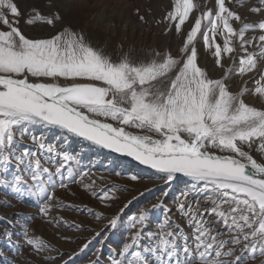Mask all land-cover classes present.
<instances>
[{"label":"snow or ice","instance_id":"snow-or-ice-1","mask_svg":"<svg viewBox=\"0 0 264 264\" xmlns=\"http://www.w3.org/2000/svg\"><path fill=\"white\" fill-rule=\"evenodd\" d=\"M230 3L212 0L208 8L194 0H176L162 21L168 24L166 31L174 24L179 33L190 14L199 11L177 54L153 49L134 60L128 53L113 59L93 48L82 33L65 27L55 0L47 11L33 5L24 21L55 28L47 37L25 35L19 25L26 14L16 0H0V192L20 202L35 197L37 215L49 224L55 220L54 226L93 231L81 251L87 249L101 232L52 216L53 208L63 207L55 192L83 183L82 156L33 129L70 134L91 147L133 158L165 185L185 186L171 208L160 201L151 208L141 206L127 218L124 213L132 201L109 215L81 209L107 221L113 234H124L120 251L110 250L108 264H249L264 257V109L245 102L252 90L230 82L234 69L210 78L198 64L194 43L201 35L223 67L222 55L235 50L233 39L247 53L256 38L245 40L246 32L259 30V57L264 58V19L248 23L239 11L243 4ZM259 4L264 6V0ZM261 6L251 11H264ZM237 23L242 25L239 30ZM257 62L256 53L240 57L238 72L252 71ZM256 84L254 92L264 97V75ZM253 151L260 153L259 161ZM92 187L84 185L86 190ZM117 190L113 186L112 195L108 190L92 195L111 201L118 198ZM161 195L166 200L169 193L163 190ZM157 211L161 217L154 220ZM173 212L190 232L171 219ZM15 216L20 219L22 214ZM8 226L16 227L12 220ZM14 235L5 230L3 240L19 255L21 245ZM20 235L35 249L33 255L45 252L43 259L51 264L61 259L58 248L29 237L27 223ZM93 264H101L99 256Z\"/></svg>","mask_w":264,"mask_h":264},{"label":"rangeland","instance_id":"rangeland-1","mask_svg":"<svg viewBox=\"0 0 264 264\" xmlns=\"http://www.w3.org/2000/svg\"><path fill=\"white\" fill-rule=\"evenodd\" d=\"M21 11L26 15L20 18V28L30 37H47L54 34L56 29L47 27L44 24L28 26L25 19L32 13L30 9L33 5L47 11L52 4V0H16ZM227 2V0H226ZM237 0L229 4L234 7ZM243 7L239 11L247 17L246 22H260L264 19V11L256 13L251 11L254 7L261 6L259 0H238ZM176 0H55L56 10L63 18L65 27L78 33H82L90 45L98 50L110 54L116 59L121 53H128L134 60L145 57V52L155 49L158 52H171L174 56L182 42L186 39V34L191 30L194 19L199 16V11H193L190 18L179 33L175 31V25H172V31H166L168 24L162 22L166 13L174 9ZM194 3L212 7V0H194ZM264 7V6H261ZM140 16L145 21L139 19ZM60 27L59 24L56 26ZM238 30L242 25L234 24ZM262 33L259 30H249L245 34V40L253 37L256 40L247 46V53L241 48L240 41L233 39L232 46L234 52L224 53L221 58L223 67L217 65V58L213 55V49L205 46L202 36L198 34L194 43L198 52V64L205 69L210 78H221L228 69H234L230 82H235L237 86H246L252 90L244 96L245 102L258 109H264V97L254 92L257 87L256 80L260 78V69L264 68V58L259 57L260 47L258 37ZM216 42L223 44L222 37H217ZM248 53L257 54V67L250 72L241 75L238 72L240 57ZM61 83L65 81L61 80ZM234 92L237 88L232 89ZM33 131L37 134L43 133L48 142H55L59 148L68 147L70 151L82 156V170L84 172L83 183L77 181L70 183L66 188L58 189L55 192L56 202L63 207L53 208L52 216L59 217L67 224H78L87 226L101 236L96 237L87 249L81 251L86 238L91 239L94 236L93 231H79L76 228L66 227L63 224L57 225L53 220L51 224L45 222L37 215V201L35 197L20 202L13 199L12 196H6L0 192V264H51V261H45L43 256L47 253L40 252L36 255L32 253L34 248L26 245L20 232L24 225L28 224L29 237L39 238L60 250L61 259L56 264H93L100 257L101 264H108L107 258L110 250L120 251L121 241L125 239L124 234L117 231L113 234L107 229V221H98L88 212L81 211L87 207L97 212H103L105 215L116 213L128 201L132 203L125 210L124 217L127 218L131 213L136 212L141 206L151 208L152 205L164 201L168 207L173 206L174 198L184 189V185L173 183L171 186L165 185L163 180L156 176L148 175L125 161L116 159L108 154L94 149L71 136H65L63 133H49L45 129L35 128ZM126 131H134L126 129ZM252 155L259 161L261 156L258 151H253ZM44 161L42 160V163ZM45 166L51 167L50 164ZM133 175H138L137 180H132ZM27 179V177H25ZM31 181L29 180V183ZM93 185L90 189H85L84 185ZM115 186V196L118 197L111 201H101L92 195L97 196L104 190L112 195V187ZM163 190H167L169 195L167 199L161 195ZM190 199H194L190 197ZM6 202L11 203V207H6ZM105 203H110L112 207H104ZM22 214L20 219H16L15 214ZM30 216L36 218L29 221ZM161 213L157 211L153 214L154 220H159ZM171 219L176 220L186 232H190L184 220L179 218L178 214L173 212ZM8 220H12L16 227L9 228ZM154 228L155 225H152ZM5 230L13 231V239L21 245L20 254H16V249L9 247L3 240ZM68 237V239H64ZM99 241V243H97ZM54 254V253H53ZM264 257H258L250 260L249 264H261Z\"/></svg>","mask_w":264,"mask_h":264},{"label":"water","instance_id":"water-1","mask_svg":"<svg viewBox=\"0 0 264 264\" xmlns=\"http://www.w3.org/2000/svg\"><path fill=\"white\" fill-rule=\"evenodd\" d=\"M68 136H71V135L69 134ZM71 137H72V136H71ZM72 138H74L75 140H78V141H80V142H82V143H84V144L90 146L87 142L83 141L82 139H78V138H75V137H72ZM93 148H94V147H93ZM94 149L99 150V151H101V152H103V153H105V154H108V155H110V156H112V157H114V158H116V159L121 160V161H125V162H127L129 165H132V166H134V167H136V168H138V169H140V170L145 171L146 173H148V175L156 176L153 172H151V171H149V170H146V169L144 168V166L139 165L138 162L135 161V160H134L133 158H131V157H128V156H126V155H122V154H117V153H114V152H110V151H107V150H102V149H99V148H94Z\"/></svg>","mask_w":264,"mask_h":264},{"label":"bare ground","instance_id":"bare-ground-1","mask_svg":"<svg viewBox=\"0 0 264 264\" xmlns=\"http://www.w3.org/2000/svg\"><path fill=\"white\" fill-rule=\"evenodd\" d=\"M143 172H145V171H143Z\"/></svg>","mask_w":264,"mask_h":264}]
</instances>
